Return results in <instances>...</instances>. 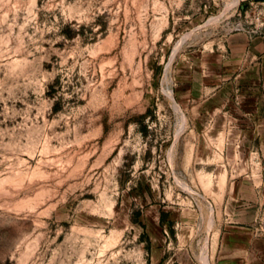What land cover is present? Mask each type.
<instances>
[{
  "label": "rangeland",
  "instance_id": "rangeland-1",
  "mask_svg": "<svg viewBox=\"0 0 264 264\" xmlns=\"http://www.w3.org/2000/svg\"><path fill=\"white\" fill-rule=\"evenodd\" d=\"M249 3L0 0V264H264Z\"/></svg>",
  "mask_w": 264,
  "mask_h": 264
},
{
  "label": "crops",
  "instance_id": "crops-1",
  "mask_svg": "<svg viewBox=\"0 0 264 264\" xmlns=\"http://www.w3.org/2000/svg\"><path fill=\"white\" fill-rule=\"evenodd\" d=\"M264 7V0H248ZM231 62L240 64L243 61H254L264 56V26L261 34L249 35L238 32L229 36L224 47Z\"/></svg>",
  "mask_w": 264,
  "mask_h": 264
},
{
  "label": "built area",
  "instance_id": "built-area-1",
  "mask_svg": "<svg viewBox=\"0 0 264 264\" xmlns=\"http://www.w3.org/2000/svg\"><path fill=\"white\" fill-rule=\"evenodd\" d=\"M249 4L256 10V24L252 28L247 30L241 28V30L247 32L249 35L261 34L264 26V7L254 2H250Z\"/></svg>",
  "mask_w": 264,
  "mask_h": 264
},
{
  "label": "bare ground",
  "instance_id": "bare-ground-1",
  "mask_svg": "<svg viewBox=\"0 0 264 264\" xmlns=\"http://www.w3.org/2000/svg\"><path fill=\"white\" fill-rule=\"evenodd\" d=\"M187 36H188V35H187ZM168 96L170 97V99L173 100V96H172V93H171L170 91H168ZM175 107H176V109L179 110V107H178V105H177L176 103H175ZM210 227H211V225H210ZM203 257H204V256H203ZM204 264H208L205 258H204Z\"/></svg>",
  "mask_w": 264,
  "mask_h": 264
}]
</instances>
